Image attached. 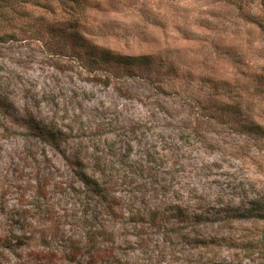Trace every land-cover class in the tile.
<instances>
[{
    "label": "rangeland",
    "instance_id": "374dc122",
    "mask_svg": "<svg viewBox=\"0 0 264 264\" xmlns=\"http://www.w3.org/2000/svg\"><path fill=\"white\" fill-rule=\"evenodd\" d=\"M261 2L86 0L84 45L41 27L68 12L23 14L0 42V264H264Z\"/></svg>",
    "mask_w": 264,
    "mask_h": 264
},
{
    "label": "trees",
    "instance_id": "16d2710c",
    "mask_svg": "<svg viewBox=\"0 0 264 264\" xmlns=\"http://www.w3.org/2000/svg\"><path fill=\"white\" fill-rule=\"evenodd\" d=\"M262 8L260 11L261 21L257 24L264 31V0L261 2ZM98 6L90 5L86 3V0H0V42L15 41L20 33H28L26 29L31 24L30 19L26 20V16L32 8H43L44 12L48 11H60L64 14L68 12L69 17H62L60 19H47L44 16L40 18L41 27L47 32V34L62 35L67 40L76 41L78 44L84 45V37L90 34V28L88 27V20L85 17L87 10L82 8L96 9ZM81 11L83 15L76 16L75 13ZM263 14V15H262ZM32 25V24H31ZM22 29V32H20ZM25 29V30H24ZM44 30H39L37 33ZM81 41V42H80ZM38 134L51 136L53 134L48 128H41L40 126H32ZM74 159V166L79 169V178L81 183L85 186V193L92 194L98 198V200L106 199L111 192L109 188L112 180L109 178L104 179L105 174L98 175L96 169L97 164L103 165L101 158H91L88 156L86 149L85 155L76 150V153L72 156ZM100 171V169H99ZM110 189V190H109ZM260 201L254 200L250 206L245 207L243 212L250 215L254 221L260 219L257 215V207H259ZM176 211H178L176 209ZM264 214V212H262ZM195 220L203 218L202 214H195L193 217ZM258 218V219H257ZM204 245H209L211 242L203 241Z\"/></svg>",
    "mask_w": 264,
    "mask_h": 264
}]
</instances>
